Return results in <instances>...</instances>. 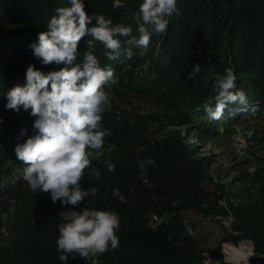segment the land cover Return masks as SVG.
I'll use <instances>...</instances> for the list:
<instances>
[{
	"label": "trees",
	"instance_id": "trees-1",
	"mask_svg": "<svg viewBox=\"0 0 264 264\" xmlns=\"http://www.w3.org/2000/svg\"><path fill=\"white\" fill-rule=\"evenodd\" d=\"M142 2L125 0L124 7L113 9V0H83L89 15L103 14L113 24L130 26L137 37L136 15ZM67 6L69 0H0V222L3 215L8 216L5 224L0 223V264H61L57 225L59 213L67 208L59 201L53 204L49 193L30 190L23 180L26 165L16 159L14 151L17 144L37 134L33 128L36 117L30 115V109L16 112L5 105L8 90L25 84L29 64L44 73L64 67L42 65L29 45L47 31L56 9ZM177 9L166 34H154L143 57L109 62L103 45L91 36L82 38L78 45L77 63L83 61L88 41L102 66L111 63L118 81L110 89L111 99L120 97L122 101L132 95L149 98L167 112L146 119L137 116L130 123L123 115L115 116L114 110L103 114L102 128L110 132L103 148L125 144L124 138L129 137L144 150L129 161L126 156L114 155L84 170L81 187L95 186L102 194L94 204L92 198L85 203L115 210L121 217L117 233L120 246L100 259L102 264H201L207 253L221 263L220 248L217 253L205 249L197 222L187 218L188 213H194L216 222L223 229L224 242H252L254 255L248 264H264V227L247 219L224 227L227 212L210 202L208 166L191 156L177 131H165L166 126L176 123L201 137L216 135L219 125L228 133L236 124L235 118L264 120V0H177ZM194 64H199L201 71L189 79ZM229 68L248 104L230 105L222 119L212 120L203 106L217 92L216 79ZM149 158L154 166L146 163ZM141 162H145L143 167ZM109 164L115 165L113 172L108 171ZM93 169L100 171L98 179L91 174ZM113 189H119L126 204L112 196ZM164 213L166 219L152 222V216ZM185 225L197 235H181ZM67 264L86 261L70 257Z\"/></svg>",
	"mask_w": 264,
	"mask_h": 264
},
{
	"label": "clouds",
	"instance_id": "clouds-1",
	"mask_svg": "<svg viewBox=\"0 0 264 264\" xmlns=\"http://www.w3.org/2000/svg\"><path fill=\"white\" fill-rule=\"evenodd\" d=\"M69 5L57 8V15L47 23V31L39 33L37 42L29 45L42 65L64 67L44 73L29 64L25 84L8 90L5 107L16 112L30 109V115L36 117L33 128L37 134L17 144L14 151L16 159L26 165L23 180L30 190L49 193L53 204L59 201L67 208L59 213L57 225L56 246L61 264L77 256L86 264H102L100 258L120 246L117 233L121 217L115 210L85 203L92 198L94 204L102 194L95 186L82 188L81 181L94 154L104 147L105 138L110 135L102 128L103 114L111 107L108 90L118 81L111 63L101 65L91 41L83 61L77 63L78 45L82 38L91 36L103 45V55L109 62L121 57H143L151 37L166 34L170 18L178 12L177 0H143L136 15L138 37L132 35L130 26L113 24L103 14L89 15L83 0H69ZM124 5L125 0H113L112 8ZM200 71V65L194 64L188 78H195ZM214 87L215 96L203 106L210 119H222L230 105L248 104L246 93L237 89L233 69L216 79ZM245 135L250 138L252 132ZM146 163L154 166L151 158ZM114 170L115 165L109 164L108 171ZM91 174L97 179L101 176L95 169ZM112 196L127 203L119 189H113ZM102 198L108 199L106 195ZM81 204L85 206L81 208ZM181 235L195 237L197 233L185 225Z\"/></svg>",
	"mask_w": 264,
	"mask_h": 264
},
{
	"label": "rangeland",
	"instance_id": "rangeland-1",
	"mask_svg": "<svg viewBox=\"0 0 264 264\" xmlns=\"http://www.w3.org/2000/svg\"><path fill=\"white\" fill-rule=\"evenodd\" d=\"M109 95L111 107L107 109V113L114 110L115 116L123 115L128 123L137 116L146 119L152 114L166 115L167 113L149 98L132 95L120 101V97L111 99L113 91L109 90ZM234 122L236 124H233L226 134L221 125L217 126L216 135L208 133L201 137L195 136L190 129L176 123H173L171 127L166 126L165 131H177L184 139L191 156L195 160H203L208 166L211 180V186L208 187L210 202L227 212V218L222 222L224 227L228 228L231 223L244 219L258 222L264 227V179H262L264 176V120L255 119L254 116L250 120L235 118ZM247 131L252 132L250 138L245 135ZM124 139L125 144L117 142L111 147L96 152L91 164H102L114 155L126 156L129 161L144 150V147L138 143L132 144L131 138ZM166 215L164 213L160 216H152V222L158 223L160 219H166ZM187 218L197 222L201 243L205 249L217 253L220 248L223 258L221 263L205 253L201 264H248L252 253L251 243L248 241L237 244L224 242L223 229L216 222L202 219L194 213H188ZM6 219L8 216L3 215L0 223L5 224ZM214 253L211 254L215 255Z\"/></svg>",
	"mask_w": 264,
	"mask_h": 264
},
{
	"label": "water",
	"instance_id": "water-1",
	"mask_svg": "<svg viewBox=\"0 0 264 264\" xmlns=\"http://www.w3.org/2000/svg\"><path fill=\"white\" fill-rule=\"evenodd\" d=\"M248 242L251 243V245H252V253H251V255H250V256L252 257V256L254 255V246H253L252 242H250V241H248ZM251 257H250V258H251ZM250 258H249V259H250ZM249 259H248V261H249ZM247 263H248V262H247Z\"/></svg>",
	"mask_w": 264,
	"mask_h": 264
}]
</instances>
